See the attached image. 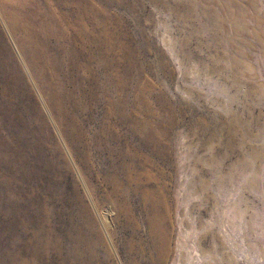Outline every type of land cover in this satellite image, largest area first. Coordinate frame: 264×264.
<instances>
[{
    "label": "rangeland",
    "instance_id": "374dc122",
    "mask_svg": "<svg viewBox=\"0 0 264 264\" xmlns=\"http://www.w3.org/2000/svg\"><path fill=\"white\" fill-rule=\"evenodd\" d=\"M0 264H264V0H0Z\"/></svg>",
    "mask_w": 264,
    "mask_h": 264
}]
</instances>
